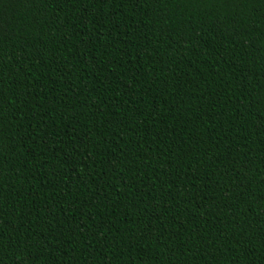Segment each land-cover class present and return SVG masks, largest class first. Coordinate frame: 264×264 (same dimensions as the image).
<instances>
[{
    "label": "trees",
    "instance_id": "trees-1",
    "mask_svg": "<svg viewBox=\"0 0 264 264\" xmlns=\"http://www.w3.org/2000/svg\"><path fill=\"white\" fill-rule=\"evenodd\" d=\"M0 264H264V0H0Z\"/></svg>",
    "mask_w": 264,
    "mask_h": 264
}]
</instances>
